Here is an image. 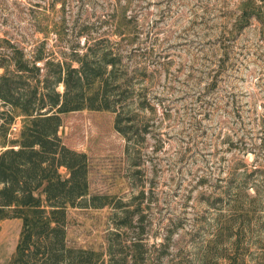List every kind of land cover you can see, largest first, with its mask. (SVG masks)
<instances>
[{"label":"rangeland","instance_id":"1","mask_svg":"<svg viewBox=\"0 0 264 264\" xmlns=\"http://www.w3.org/2000/svg\"><path fill=\"white\" fill-rule=\"evenodd\" d=\"M89 46L119 59L129 140L73 60ZM0 172L57 245L105 264L127 211L150 264H264V0H0ZM21 225L0 220V264Z\"/></svg>","mask_w":264,"mask_h":264},{"label":"trees","instance_id":"2","mask_svg":"<svg viewBox=\"0 0 264 264\" xmlns=\"http://www.w3.org/2000/svg\"><path fill=\"white\" fill-rule=\"evenodd\" d=\"M250 15H252V13H246V11H244L241 19ZM74 56L73 60L78 63L80 74L85 75L88 73L100 83L96 96V108L115 112L114 127L126 138V140H129L128 131L121 126V116L125 112V108L122 104L123 92H121L120 89H122L124 79L116 74L117 64L119 62V59L116 58V53L108 49L99 50L89 46L82 53L75 52ZM128 148L129 145L127 143L126 150ZM57 180L59 182L64 181L63 178H58ZM49 184L53 191V185L51 183ZM32 196L38 198L39 193L36 195L33 194ZM118 205L119 204L115 207H122V205ZM129 212L127 211V215H125L124 218L122 217L120 223H117L116 234H120L121 231L125 230L129 231L130 229H136V231L131 233L132 235L129 238V243L125 245V249L121 251L122 253H119L115 263L150 264L149 255L146 249H144L143 227L138 224V222L141 223V219L138 218L135 222H132L133 215L128 214ZM6 218L22 219L19 238L9 260V264H105V260L102 256L88 250H78L57 245L38 219L29 217L24 211L17 208L14 203V194L11 191L9 182L0 172V220ZM230 227L231 224L229 219H227L221 223L217 235L224 234ZM235 243L236 241L230 242L231 246ZM112 246L111 242L108 243L110 262L115 258ZM220 258L225 260L223 264H243L242 257L235 254V252L227 255L223 254L216 259V261L214 260L212 264H222L219 263Z\"/></svg>","mask_w":264,"mask_h":264}]
</instances>
